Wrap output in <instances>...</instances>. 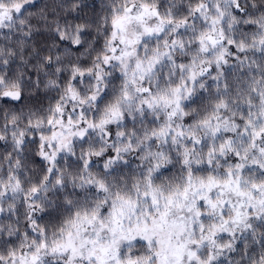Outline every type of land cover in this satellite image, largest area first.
<instances>
[{"label":"snow or ice","instance_id":"6c2138e0","mask_svg":"<svg viewBox=\"0 0 264 264\" xmlns=\"http://www.w3.org/2000/svg\"><path fill=\"white\" fill-rule=\"evenodd\" d=\"M41 2L0 0V264H264V0Z\"/></svg>","mask_w":264,"mask_h":264},{"label":"trees","instance_id":"16d2710c","mask_svg":"<svg viewBox=\"0 0 264 264\" xmlns=\"http://www.w3.org/2000/svg\"><path fill=\"white\" fill-rule=\"evenodd\" d=\"M160 5H161V10L163 11L166 5L168 4L169 0H159ZM196 0H193V3H195ZM64 3L68 5L69 7L71 6L72 0H42L41 2V7H44L47 5V8L50 10L49 14L51 15V9H56V11L60 12V19L63 21L64 19H67L71 23H92L94 22L99 16H101L104 11H105V5L108 3V0H80V7L76 12H69V13H64L62 9L57 8V5ZM36 11H39L37 9ZM32 23L34 25L40 26L42 22L38 21L35 16L32 18ZM88 37L91 39L95 36V32H89L87 33ZM17 39H24L23 36H18V35H13L11 40H5L3 38V35L0 34V45L7 44L10 47L17 48L18 45L16 44ZM48 42H49V34L43 30H41L39 33L34 32L33 37L28 40V42L24 45V49L26 53H32L33 48L38 49L39 53L41 56L47 54V47H48ZM100 44H102V40L98 42L97 46L99 47ZM75 59V57H73ZM36 63V60L30 59L29 60V65ZM82 63L87 64L89 63L87 60L82 61ZM20 65V61L17 60L12 66V71L15 72L17 71L18 66ZM24 70V69H21ZM28 72H32L31 67L27 69ZM239 73H231L229 74V82H231L234 78L235 75H238ZM27 80V77H25ZM36 77L35 74L32 75V82L34 83ZM214 82L211 79L207 80V85L210 86V92L211 94H215V87L213 86ZM204 96H208L209 93L205 92L203 94ZM46 96H50L53 99L56 97L55 92H48L41 88V91L39 92V97L40 103L47 104V100L45 99ZM35 99V97H33ZM151 119V118H149ZM129 127H131V123L129 122ZM137 128H139V125H137ZM28 140L31 141L32 137H28ZM37 151V145L35 143H29L24 152L21 154L23 158V162L25 165V170H22V175L21 179L24 181V186H28V178L32 177L34 178L37 176L43 168H45L46 162H44L39 156H37L35 153ZM12 153L13 156L16 154L12 152V145H11V140L9 138L8 142L0 141V162H3V170L0 171V176H3L6 171H7V163L5 161V157L9 154ZM131 163L128 167L131 169H135L136 165L140 163V161L136 160L133 157H129ZM76 160L74 157H69L67 161L61 160L60 164L61 166H65L66 164L69 165H75ZM74 170V169H73ZM71 191V189H69ZM18 207H20V212H21V223L23 225V207L20 206V202L18 201ZM13 220L16 219V217H12ZM7 220V217H0V222H5Z\"/></svg>","mask_w":264,"mask_h":264}]
</instances>
